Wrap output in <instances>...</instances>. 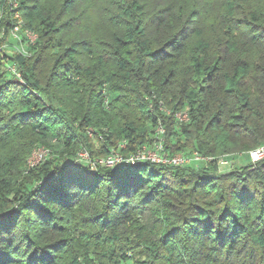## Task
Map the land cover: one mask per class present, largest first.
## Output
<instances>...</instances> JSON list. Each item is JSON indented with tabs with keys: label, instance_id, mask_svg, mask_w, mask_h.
<instances>
[{
	"label": "trees",
	"instance_id": "16d2710c",
	"mask_svg": "<svg viewBox=\"0 0 264 264\" xmlns=\"http://www.w3.org/2000/svg\"><path fill=\"white\" fill-rule=\"evenodd\" d=\"M10 1L0 47L18 12L37 42L0 54V264H264V156L216 165L264 147V0L210 18L198 0H116L106 40L71 34L78 0ZM158 127L169 153L211 162L73 160L133 154ZM37 148L47 156L25 167Z\"/></svg>",
	"mask_w": 264,
	"mask_h": 264
},
{
	"label": "rangeland",
	"instance_id": "374dc122",
	"mask_svg": "<svg viewBox=\"0 0 264 264\" xmlns=\"http://www.w3.org/2000/svg\"><path fill=\"white\" fill-rule=\"evenodd\" d=\"M60 1L61 0H47V3L50 7H52L58 5ZM224 3H226V0H198V7L202 14L208 15V18H210L216 15L217 10H219V12L222 10L221 8L224 7ZM9 4L14 6V8L17 7L16 0H11ZM115 4L116 0H78L72 10V15H74L78 20L76 21V28L73 32H71V34L79 39L87 37V35H91L100 40L108 39L112 32L109 26V21L117 14L114 7ZM17 24H23L22 30L27 31V29L24 28V20L19 12L13 15L12 25L15 26ZM203 27L206 28V24H204ZM0 39H5L3 29L0 30ZM30 41L35 45L37 42V35L32 33V35L30 34L29 37H26V35L24 36L21 34V40L19 42L12 36L11 30L6 38L5 44L0 47V54L7 55L9 57L27 58L31 53V47L34 46L30 44L29 47H27V44L30 43ZM44 150L45 149L43 148L33 150L26 159L25 167H31L40 163L39 159H43L47 156V153H45ZM226 160L228 162L227 166H221L218 168L217 173H225L232 169L244 167L250 163L248 160V154L232 156ZM131 255L132 260H129L124 264H135L134 261L141 259L134 253Z\"/></svg>",
	"mask_w": 264,
	"mask_h": 264
},
{
	"label": "built area",
	"instance_id": "2783aa9c",
	"mask_svg": "<svg viewBox=\"0 0 264 264\" xmlns=\"http://www.w3.org/2000/svg\"><path fill=\"white\" fill-rule=\"evenodd\" d=\"M1 18V13H0ZM23 24H17L12 27V36L17 39L19 42L21 40V34L26 35V37H29L31 32L28 30L23 31ZM33 37V36H32ZM35 38V36H34ZM33 44V42L30 41V43L27 44V47L29 45ZM7 72L14 75L15 77H20L17 68L15 65H7ZM175 119L180 123L187 122V116L186 114H178L175 116ZM88 135L91 136V133L88 132ZM164 130L161 127H158L155 131L154 140L149 146H141L135 153L129 154V155H122L119 152L120 148H124V144H120L117 149L111 150L110 153L101 159L91 160L89 154L85 150L79 151L73 160L75 162L82 163L84 165L89 166L92 170L96 167H104L107 169L112 168H119L123 166H131L141 163H154L159 164L166 167H197L200 163L203 164V166L206 168L207 165L211 162V158L209 157H203L197 152H191V153H177V154H171L169 153L166 148L164 147ZM45 153H47L44 150ZM249 161L251 164L259 162L263 156H264V147H257L255 150L251 151L249 154ZM227 158L221 157L216 160L217 169L221 166H227ZM39 161H42L40 158ZM219 172V171H218ZM221 173V172H219Z\"/></svg>",
	"mask_w": 264,
	"mask_h": 264
},
{
	"label": "water",
	"instance_id": "95a60500",
	"mask_svg": "<svg viewBox=\"0 0 264 264\" xmlns=\"http://www.w3.org/2000/svg\"><path fill=\"white\" fill-rule=\"evenodd\" d=\"M112 169H114V168H112Z\"/></svg>",
	"mask_w": 264,
	"mask_h": 264
}]
</instances>
